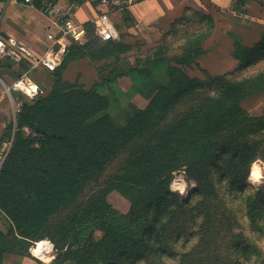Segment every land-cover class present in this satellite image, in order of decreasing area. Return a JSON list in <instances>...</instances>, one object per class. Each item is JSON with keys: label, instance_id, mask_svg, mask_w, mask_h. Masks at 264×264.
<instances>
[{"label": "rangeland", "instance_id": "rangeland-1", "mask_svg": "<svg viewBox=\"0 0 264 264\" xmlns=\"http://www.w3.org/2000/svg\"><path fill=\"white\" fill-rule=\"evenodd\" d=\"M143 1L122 0L123 13L129 18L124 19L118 10L112 14L120 35L118 44L97 54L103 45L98 43L93 47L94 59L84 56L70 67L68 64L63 85L95 88L108 99L107 107L88 119L90 124L108 119L115 128H125L150 105L159 87L169 90L173 107L108 161L102 174L87 182L82 194L40 225L34 212L39 204L47 203L39 194L52 155L37 151L10 159L14 132L12 141L0 151L1 264H53L58 248L66 246L64 250H68L69 243L76 256L66 255L63 264H106L93 257L91 250L107 230L115 234L113 247L135 253L140 249L136 240L144 222V206L165 188L177 192L182 202L160 228L161 240L170 244L177 256L149 253L138 264H233L229 261L232 247L241 242L256 247L261 257L240 260V264H264V222L262 231L255 233L245 216L248 197L257 196L264 206V164L257 162L262 171L259 182L249 176L252 189L241 194L219 186L213 175L205 173L203 161L194 162L206 155L207 146L212 152L208 159L216 153L215 145L249 142L264 147V0L241 4L195 0L192 6L158 18L150 9L152 1L144 15L136 13L135 5ZM239 43L255 51L246 62L233 54ZM164 59L172 61L157 63ZM147 62L151 77L138 73L139 65L144 69ZM50 81L51 88L52 77ZM24 100L13 94L9 119L14 125ZM207 119L224 123L217 133L208 132L198 140L201 142L195 148L189 145L177 151L178 142L191 128ZM26 132L35 136L28 129ZM25 231L30 239L21 236ZM40 237L58 243L53 246L51 262L32 253ZM79 248L88 254L80 257Z\"/></svg>", "mask_w": 264, "mask_h": 264}, {"label": "trees", "instance_id": "trees-1", "mask_svg": "<svg viewBox=\"0 0 264 264\" xmlns=\"http://www.w3.org/2000/svg\"><path fill=\"white\" fill-rule=\"evenodd\" d=\"M52 1L58 2V0ZM235 1L241 4L246 0ZM40 2L41 0H38L36 5H39ZM120 12L123 14L124 9ZM112 21L115 24L113 18ZM85 28L87 39L91 42V45L71 44L62 65L51 73L54 81L52 87L48 89L43 85V88L47 89V94L34 101L24 100L15 125L9 122L6 133L0 138L1 151L6 144L12 141L14 132H16L10 159L17 158L20 153L29 155L37 151L49 152L52 155L53 161L51 166L46 167L44 170L45 178H43V185L40 187L41 192L39 194L47 199V203L43 206L39 204L34 212V219L38 218L39 221L38 225L41 224L42 220H46L51 213L74 201L82 194L87 182L99 177L108 161L117 156L131 140L135 139L147 127L159 121L174 105L169 90L165 87H159V91L150 105L134 116L127 126L121 130L115 128L108 119L101 120L96 125L87 122L88 119L99 114L107 107L108 99L100 96L95 88L86 90L77 88L74 84L63 85L64 71L70 62L84 56L94 59L96 52L93 47L98 43L103 45L101 50L97 51V54H102L115 47L118 41H101L94 35L92 23L85 25ZM233 54L238 60L246 62L254 56L255 51L239 43ZM169 61L172 60L164 59L157 63L166 64ZM181 62L183 61L181 60ZM148 64L149 62L143 69L141 63L137 68L138 73L146 72L147 76L151 77L152 74ZM8 65L4 64L6 69H8ZM20 67H22V70L16 74V79L27 72L31 64L23 62ZM38 84L42 87L40 83ZM179 99H181L180 96ZM70 116L75 118L68 120ZM102 122H107V127H104L101 124ZM223 123L221 120L214 123L212 119L201 121L199 127L191 128V131L188 132L189 135L178 142L177 151L181 152L182 148L189 145L195 148L201 142L198 140L205 138L208 132L211 134L217 133L216 131ZM27 129L32 131L35 136H29L26 132ZM53 134H56V136H53ZM38 144L41 146L36 147ZM209 144L206 143V146ZM212 148L216 150V153L213 156L211 155V158H207L212 153L211 148L207 146L205 147L207 150L206 155L201 160H194V162L203 161L205 173L213 175L219 186H228L231 190L241 194L251 190L252 184L249 181L251 169L258 161L264 164V147L249 142H239L236 145L221 144L212 146ZM168 160L169 158L167 163ZM7 165H9V162ZM262 196L264 197V193ZM181 204V197L177 192L169 188L163 189L157 197L144 206V222L140 227L139 239L136 240L140 246L138 251L135 253H131L129 249L118 251V248L113 247V244L117 241L114 232L107 230L108 234L96 243L98 251L93 248L91 254L93 257L96 256L98 259L106 261V264H138L149 253L158 256L176 257V250L170 244L161 240L160 228L172 216L173 210L181 207ZM245 216L249 221L252 232L259 233L262 231L264 206L257 196L253 195L247 198ZM19 218L17 216V219ZM131 228L133 229V226ZM21 236L27 239L31 238L27 231L22 232ZM3 239L4 236L0 234V264L3 256V245L1 244ZM42 240L45 239L40 237L36 242ZM50 242L54 247L58 245V243L55 245L54 242ZM65 247L58 248V258L53 264H63L64 261L68 260L66 255L74 254L70 243L68 250H64ZM237 248L239 250L236 252ZM237 248L232 247L233 256H230L229 261H232L233 264H240V260L251 261L261 257V252L249 243L241 242L237 245ZM78 254L80 257L85 254L82 248L78 250ZM87 254L88 252L85 255ZM74 256L76 255L74 254ZM114 257L117 260H114Z\"/></svg>", "mask_w": 264, "mask_h": 264}, {"label": "built area", "instance_id": "built-area-1", "mask_svg": "<svg viewBox=\"0 0 264 264\" xmlns=\"http://www.w3.org/2000/svg\"><path fill=\"white\" fill-rule=\"evenodd\" d=\"M1 2L30 6L48 21L46 35L48 46L42 54H36L15 38L0 37V59L17 66L23 62L31 64L30 69L11 85H5L6 94L11 99L13 94H19L30 101H34L45 96L47 89L37 83L35 78L31 76V71L40 68L49 73L55 72L62 65L72 42L86 43V30L82 25L75 22V5L66 6L52 0H41L39 5H36V2L33 3L32 0H0ZM99 7L100 14L92 21L94 35L103 42L118 41L120 35L112 21L111 14L116 10L122 11L124 9L122 0H100ZM36 245L38 242L35 243ZM53 249L52 244V251Z\"/></svg>", "mask_w": 264, "mask_h": 264}, {"label": "crops", "instance_id": "crops-1", "mask_svg": "<svg viewBox=\"0 0 264 264\" xmlns=\"http://www.w3.org/2000/svg\"><path fill=\"white\" fill-rule=\"evenodd\" d=\"M62 1L63 0L58 2L66 6L75 5V22L82 25L84 28L85 25H90L100 14L99 0H73L71 2L69 1L70 5ZM150 1H152L153 4L150 9L153 10L155 18L164 15L168 16L173 13L174 10L180 8L183 10L186 6H192L195 3V0H145L135 5L138 6L136 8V13L140 14L141 12L144 15ZM122 16L125 17V19L129 18L125 16V13H123ZM47 32L48 21L36 9L13 2L0 3V37L15 38L36 54H42L48 46L46 37ZM87 42L90 41H88L86 36V43ZM72 43L76 45L86 44H79L77 42ZM4 64H9L8 69L5 68ZM71 64L72 62L69 63V67ZM21 70L22 67H20V65L17 66L11 62L0 59V138L6 133V127L10 122L9 116L11 112V98L5 92V85L14 82L16 80V74ZM31 74L41 85H48V87H50L49 82H51V73L39 68L32 70Z\"/></svg>", "mask_w": 264, "mask_h": 264}, {"label": "bare ground", "instance_id": "bare-ground-1", "mask_svg": "<svg viewBox=\"0 0 264 264\" xmlns=\"http://www.w3.org/2000/svg\"><path fill=\"white\" fill-rule=\"evenodd\" d=\"M256 167L259 172H260V176L259 178H254L253 177V168ZM262 177V171L261 168L259 166L258 163L254 164L252 169H251V173H250V179L251 180H256L259 182V180ZM255 182V181H254ZM174 185L177 187L179 186L178 182H175ZM52 243H50L48 240H42L40 242H38V245H36L33 249H32V253L35 257H38L40 260H43L45 262H51L53 260V256H52Z\"/></svg>", "mask_w": 264, "mask_h": 264}, {"label": "clouds", "instance_id": "clouds-1", "mask_svg": "<svg viewBox=\"0 0 264 264\" xmlns=\"http://www.w3.org/2000/svg\"><path fill=\"white\" fill-rule=\"evenodd\" d=\"M259 176H260L259 170L256 167H254L253 168V177L258 179ZM181 191H183V188H181Z\"/></svg>", "mask_w": 264, "mask_h": 264}, {"label": "water", "instance_id": "water-1", "mask_svg": "<svg viewBox=\"0 0 264 264\" xmlns=\"http://www.w3.org/2000/svg\"><path fill=\"white\" fill-rule=\"evenodd\" d=\"M36 1H37V0H32L33 3H35ZM89 45H91L90 42H87V43L85 44V46H89Z\"/></svg>", "mask_w": 264, "mask_h": 264}]
</instances>
